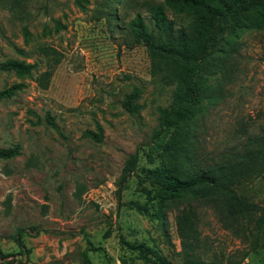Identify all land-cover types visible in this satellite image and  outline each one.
Returning <instances> with one entry per match:
<instances>
[{"label":"rangeland","instance_id":"rangeland-1","mask_svg":"<svg viewBox=\"0 0 264 264\" xmlns=\"http://www.w3.org/2000/svg\"><path fill=\"white\" fill-rule=\"evenodd\" d=\"M154 3L0 0V62L33 64L23 75L0 70V91L21 84L0 97V149L20 145L16 155L0 158V264H182L175 217L188 209L198 258L264 264L257 212L232 219L212 200L160 203L145 195L146 153L171 86L150 74L146 49L130 45L127 23L136 13L147 19ZM239 44L219 98L199 123L204 165L237 150L263 120L264 31L244 32ZM45 70L51 74L42 88L37 77ZM133 87L138 107L129 113L122 102ZM133 154V171L118 190ZM235 189L264 208V177ZM143 203L146 210L135 207ZM18 228L24 255L14 239Z\"/></svg>","mask_w":264,"mask_h":264},{"label":"trees","instance_id":"trees-1","mask_svg":"<svg viewBox=\"0 0 264 264\" xmlns=\"http://www.w3.org/2000/svg\"><path fill=\"white\" fill-rule=\"evenodd\" d=\"M145 19L136 13L128 21L130 45L145 47L150 74L171 86L169 103L159 108L157 127L151 135L146 153L151 166L144 169L148 200L167 201L191 199L216 202L226 217L237 219L253 212L256 225H264V208L240 196L235 189L239 182L264 177V116L256 134L248 136L241 146L216 163L204 165L198 158L199 123L206 109L219 98L222 82L229 73L232 57L240 48L241 35L250 30L264 31V0H155ZM167 11L182 15L185 22L176 25ZM108 16V14L102 13ZM46 50H49L48 48ZM33 64L16 59L0 62L1 71L28 74ZM51 72L37 77L45 88ZM21 87L13 84L0 91L9 98ZM139 88L126 94L122 106L132 113L138 105ZM46 121L53 125L52 117ZM93 135V134H92ZM20 145L0 149V158L16 155ZM136 156L127 158L121 171L120 184L133 171ZM146 210L147 204H135ZM176 232L181 244L182 264H214L196 255L199 232L191 210L175 217ZM22 228L14 239L21 247ZM86 263V260H85Z\"/></svg>","mask_w":264,"mask_h":264}]
</instances>
